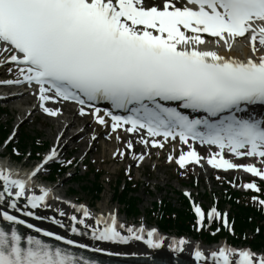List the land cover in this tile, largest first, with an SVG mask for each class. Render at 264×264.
Masks as SVG:
<instances>
[{
	"label": "snow or ice",
	"instance_id": "obj_1",
	"mask_svg": "<svg viewBox=\"0 0 264 264\" xmlns=\"http://www.w3.org/2000/svg\"><path fill=\"white\" fill-rule=\"evenodd\" d=\"M238 40L247 45V55L235 51ZM5 53L0 66L15 75L0 84L26 85L35 98L3 141L2 149L13 146L10 155L31 161L33 151L17 145L21 124L35 111L59 120L70 103L79 116L102 126L109 140L114 138V158L129 156L140 165L151 149H164L178 138L187 149L177 155L173 148L168 161L182 169L207 163L251 174L255 178L242 187L264 193V184L257 182L264 181V115L255 112L264 106V0H0V55ZM99 135L93 131L91 140ZM64 136L58 129L52 145L35 153L39 159L29 171L0 163V264H99L74 251L89 244L28 218L47 219L99 241L135 239L152 249L164 245L156 228L126 225L116 212H93L86 203L66 201L75 210L70 225L56 215H38V209L51 208L54 190L37 181L52 164L71 166L75 159L62 155ZM196 142L215 150L201 156ZM34 143L39 147L42 140ZM126 171L131 179V164ZM185 195L192 201L196 227L204 228L206 218L221 219L234 230L226 212L212 207L206 213L190 191ZM252 200L264 208L260 195ZM56 211L68 216L63 208ZM187 243L173 238L168 247L182 252ZM194 256L208 264L200 246ZM210 256L212 264H264V251L247 246L224 244Z\"/></svg>",
	"mask_w": 264,
	"mask_h": 264
},
{
	"label": "rangeland",
	"instance_id": "obj_2",
	"mask_svg": "<svg viewBox=\"0 0 264 264\" xmlns=\"http://www.w3.org/2000/svg\"><path fill=\"white\" fill-rule=\"evenodd\" d=\"M20 100L21 98L17 99V101H13V102L11 101V102L6 103L8 105V109H7L8 113L3 115V122L4 123L6 122L7 125H9L10 129L13 127L14 124L17 123L18 118L24 115L23 112L25 111V108H22V110H24L22 112V110H20V107L18 106L20 103ZM84 119L86 121L89 120L88 117H85ZM22 129L23 130L27 129L29 132L31 131L35 135L39 134L38 137L40 138L42 137L46 142L49 143V145L52 144L53 138L57 133L56 121L53 119L42 117V116L37 117V118L30 117L22 125ZM87 135H88V140H89L90 134L87 133ZM71 147L72 146H69V148ZM87 148L88 147L81 148L80 150L77 149L75 151V154L71 153L72 158H75V157L79 158L82 155L86 154ZM89 152L90 153L88 154V157L85 163L91 162L92 166L98 169L100 168L103 169L105 173L103 177L104 179L103 181L106 186H105L104 191L101 193L102 195L101 200H99L98 202H95L91 193L89 192L86 193L84 190H82L80 185H78L77 183L75 185L74 182H71L72 181L71 179L65 178L63 180H59L56 185L62 191L69 190V193H70V188L73 187V189L75 190V193L72 194V197H76V198L80 197L84 201L90 200L91 202L94 203L95 207H98L104 210L108 208L110 209L113 206L117 205L114 199V195H113L114 185H115L114 183L118 178L123 176L124 174L123 169L126 163H123V164L114 163L108 160L109 157L111 156L110 150H108L107 154H103V155L101 153H97L94 149H92ZM160 154H161L160 152H156L155 156H160ZM104 158H106L107 161L103 162ZM166 158L167 157L165 156L164 158L165 160H163V163L160 166L155 165V162H149L148 165H145L144 167H142V169L138 168L133 171V174H134L133 178L135 180H138L140 182L143 181L145 183V186L142 185V187L139 189V196L141 198V202L139 203V205L141 207V212L137 218H141V219L146 218L147 217L146 213L148 212V209H150V207L152 206V202H154V200H157L159 198H164L166 196V197L172 198L175 203L179 204L177 200L178 196L176 193V189L182 190L183 187H185V185H187V183L190 181L189 178L187 177L188 172L187 170L184 171L182 169H177L176 166H174L172 162L168 161V159ZM33 162L34 160L32 159L26 164L31 165V163ZM80 170H81V174H84L85 168L81 167ZM176 172H179V174H176ZM199 178L200 180H203V182H201L198 185V188H193V191L196 195L198 191H201V192H205V191L209 192V190L222 191V188H223L222 185L214 183L212 180H210L208 177V173L202 171L200 173ZM147 184L153 185L151 186L152 191H153L152 194L149 192ZM157 187L162 188V191H157ZM199 197L202 198L201 196ZM202 200L203 202L210 205V202H207L205 197L202 198ZM226 209H229V207H226ZM121 212H122L121 216L126 217L125 211H124V205L122 204H121ZM133 218L134 217H130V219L132 220ZM147 219L149 221L151 220L149 216L147 217ZM150 222L152 224L155 223L154 221H150Z\"/></svg>",
	"mask_w": 264,
	"mask_h": 264
},
{
	"label": "bare ground",
	"instance_id": "obj_3",
	"mask_svg": "<svg viewBox=\"0 0 264 264\" xmlns=\"http://www.w3.org/2000/svg\"><path fill=\"white\" fill-rule=\"evenodd\" d=\"M239 42H241V43H239ZM239 42H236L235 51L239 55H247L248 54L247 45L245 44V42L243 40H240ZM207 46L208 47H214V45H210V44H208ZM221 51H224V49H221ZM17 97H18V95L13 96L11 99H14ZM34 99L35 98L33 96L28 95L25 98V100L22 101L18 105V106H20V110H22V107H25V105H28V103H31L30 101H33ZM22 111H24V110H22ZM27 112H28V110H26L24 112V116L22 118L26 117ZM35 112H37V111H35ZM64 116L65 115H63L59 120H55L59 130H61L63 128L65 122L68 120V119H63ZM70 119L72 120L71 124L64 129V131H65V136L63 137L64 142H65L66 135H71V141H75V140L79 141V139H81L82 135L84 134V130H79V131H74V132L71 131V127L73 125L78 124L80 121L77 118V114L70 117ZM85 130L90 131V133H92L94 131L89 125L86 126ZM98 130H100V129H98ZM100 132L102 134L104 132V129L100 130ZM104 138L106 140V143H105V147L101 146L102 155L106 154L108 152V149H111V146H116V142H114L113 139L109 140L106 136ZM99 144H100V140H96L95 146L99 145ZM81 146L84 147V144L81 143L80 147ZM108 146H110V147H108ZM96 151H99V148H97ZM125 158H127V156ZM59 195L63 196V198H65L64 196L66 195V192L64 194V193H61V191H60ZM55 196H58V195L55 194ZM90 202L91 201H88L86 204L91 205ZM48 203L51 204V208L38 209V215L48 216V217L56 215L57 218L63 219L65 221V224H68V225L71 224L70 215L75 210L72 209L71 206L65 202V200H56L55 198H50ZM57 208H63L64 211L66 213H68V216H64V217L59 216V213L56 211ZM96 208L99 210L98 207H96ZM77 214H79V213H77ZM28 219L31 222L36 223L41 227H46L50 230L58 231L61 234L68 236L69 238H74V239L80 241L81 243H87L92 247L104 248L111 253L112 252L113 253H120V255L124 254V255H130V256L139 255V256H144V257L150 256V255H153L156 253H162L163 255L164 254H166V255L171 254L174 256H178V257L182 256L183 258H185L189 261H192V262L200 263L193 256L196 246H199V245L196 244L191 238L186 239L188 241V243L185 245L184 250L182 252H176V251H173L172 249H170L168 247V244L172 243V240H173L171 237H167V239H165L163 249H159V248L158 249H152V248H146L143 243H141L140 241L135 240V239L128 241L126 243H124V242L99 241V240H94L90 236V234L80 235V234L71 233L70 227L69 228H61L60 226L55 225L53 222H51L50 220H47V219H45V220H35L34 218H28ZM21 227L27 229L25 226H21ZM80 227L83 229V226H80ZM27 230L32 231L30 229H27ZM222 246H223V243L218 244L214 247H211L210 249H207V248L203 249L206 253V256L208 257V264H212V260H211V256H210L211 251L217 250L219 247H222ZM190 251H191V254H190Z\"/></svg>",
	"mask_w": 264,
	"mask_h": 264
},
{
	"label": "trees",
	"instance_id": "obj_4",
	"mask_svg": "<svg viewBox=\"0 0 264 264\" xmlns=\"http://www.w3.org/2000/svg\"><path fill=\"white\" fill-rule=\"evenodd\" d=\"M2 128V127H1ZM3 129H1L2 131ZM5 134V132H2ZM22 144L25 148H27L28 143L27 139H22ZM55 176L53 175V178ZM97 180H100V176H97ZM86 186H84V190L87 192H91L93 196L99 198V194L103 190V185L98 182L95 183L91 180L90 175L89 178L85 181ZM130 188L124 189L122 191H116V195L118 199L123 203L125 209L128 214H138L140 212L138 201H140L139 197L132 192ZM181 194V192H179ZM183 199V207H177L174 203L170 202V200H166L163 205L156 204V208L160 209L163 213L162 217V226L165 228L177 229L180 232H189L191 231V223L194 222V214H192L190 210V205L186 198L181 194ZM235 209L233 210L235 216V230L238 237L233 236V241L235 243H239L242 240V234L244 232L251 231L252 233H256L255 238L248 239L254 246L256 247H263L264 246V228L261 226L259 232H257V225L259 224V219L263 216L262 212L256 209H252L251 207L247 206V203L244 202L243 204L237 203V201L232 200ZM204 237H206L209 241L217 240L220 236H212L208 233H202ZM223 235V233H222ZM221 235V236H222Z\"/></svg>",
	"mask_w": 264,
	"mask_h": 264
}]
</instances>
